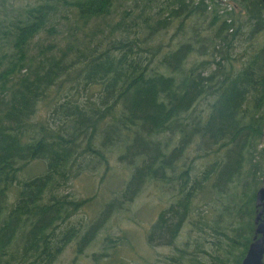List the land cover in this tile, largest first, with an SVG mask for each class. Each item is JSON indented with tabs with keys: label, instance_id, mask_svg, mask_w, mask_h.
Segmentation results:
<instances>
[{
	"label": "trees",
	"instance_id": "16d2710c",
	"mask_svg": "<svg viewBox=\"0 0 264 264\" xmlns=\"http://www.w3.org/2000/svg\"><path fill=\"white\" fill-rule=\"evenodd\" d=\"M235 1L0 0V264H57L73 241L68 264L94 243L93 264H243L264 185V0ZM103 165L106 195L69 191ZM151 183L174 191L146 235L171 247L160 257L109 232Z\"/></svg>",
	"mask_w": 264,
	"mask_h": 264
},
{
	"label": "rangeland",
	"instance_id": "374dc122",
	"mask_svg": "<svg viewBox=\"0 0 264 264\" xmlns=\"http://www.w3.org/2000/svg\"><path fill=\"white\" fill-rule=\"evenodd\" d=\"M232 3L235 2V0H231ZM210 2V1H209ZM211 3V2H210ZM219 3H216V5L212 2L211 6L212 8L215 6L216 8H219ZM237 10V8H236ZM236 14L238 15V10L236 11ZM175 28H173L168 34L167 39L174 33ZM201 59V58H200ZM47 108L43 107L40 110V114L42 116L48 117L49 112H46ZM174 146V145H173ZM193 155V153H191ZM114 159H111V162H113ZM116 164L113 162V165ZM106 165H103L101 169L103 171L99 173H91L90 171L86 170L83 173H80L78 177L74 178L71 183L70 187L68 188L70 192L75 194L78 198H89L94 196L95 194L100 196L101 194H107L106 193V186L109 187L116 186L117 183L109 182V180L101 181L100 177L101 174H103L104 169ZM117 172L119 171L123 176L128 174V171L125 167L122 165H117ZM44 171L43 165L41 162H35L32 165H30L22 175L24 177L33 176L39 173H42ZM109 182V183H108ZM174 195L173 190H167L162 185L158 183H151L146 186V188L143 190L140 198L138 199L137 203H134L130 205L129 209H126V211L115 214L112 217L111 220V228H110V234L112 235H121L123 233H126L131 237V240L134 242L137 250L140 252V254H148V256H156V254L160 257L162 255H167L171 252V247H157V248H150L146 244V235L147 231L151 225V223L155 220L157 217L158 211L160 209L159 202H162V205H164L166 202H170L172 200V197ZM164 200V201H162ZM94 214V211L92 207H86L83 211L80 212L78 217L79 220L87 221L88 219L92 218ZM108 232V233H109ZM75 247H76V241H73L68 249L61 255L59 258L57 264H68L75 258ZM94 252H102L101 251V244L94 243L87 247L85 251L83 252L82 256L77 259L78 264H93V253ZM120 256L123 258L131 257L132 252L129 250H122L119 252ZM98 264H107L104 262H100Z\"/></svg>",
	"mask_w": 264,
	"mask_h": 264
},
{
	"label": "water",
	"instance_id": "95a60500",
	"mask_svg": "<svg viewBox=\"0 0 264 264\" xmlns=\"http://www.w3.org/2000/svg\"><path fill=\"white\" fill-rule=\"evenodd\" d=\"M257 207L260 208L256 218L258 237L251 244L243 264H264V185L257 194Z\"/></svg>",
	"mask_w": 264,
	"mask_h": 264
},
{
	"label": "flooded vegetation",
	"instance_id": "af4514ba",
	"mask_svg": "<svg viewBox=\"0 0 264 264\" xmlns=\"http://www.w3.org/2000/svg\"><path fill=\"white\" fill-rule=\"evenodd\" d=\"M226 2L228 3V4H232V1L231 0H226ZM231 7H233V8H237L238 6H237V4H236V1L233 3V5H231ZM264 260V259H263Z\"/></svg>",
	"mask_w": 264,
	"mask_h": 264
},
{
	"label": "bare ground",
	"instance_id": "6f19581e",
	"mask_svg": "<svg viewBox=\"0 0 264 264\" xmlns=\"http://www.w3.org/2000/svg\"><path fill=\"white\" fill-rule=\"evenodd\" d=\"M223 3H225L226 4V2L224 1Z\"/></svg>",
	"mask_w": 264,
	"mask_h": 264
},
{
	"label": "built area",
	"instance_id": "2783aa9c",
	"mask_svg": "<svg viewBox=\"0 0 264 264\" xmlns=\"http://www.w3.org/2000/svg\"><path fill=\"white\" fill-rule=\"evenodd\" d=\"M226 2V0H224ZM227 3V2H226Z\"/></svg>",
	"mask_w": 264,
	"mask_h": 264
}]
</instances>
